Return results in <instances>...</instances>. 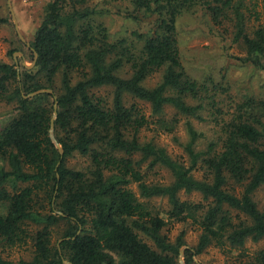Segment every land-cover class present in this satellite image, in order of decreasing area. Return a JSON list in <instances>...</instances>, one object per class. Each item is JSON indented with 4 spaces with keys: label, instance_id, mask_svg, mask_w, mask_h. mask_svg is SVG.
Instances as JSON below:
<instances>
[{
    "label": "trees",
    "instance_id": "obj_1",
    "mask_svg": "<svg viewBox=\"0 0 264 264\" xmlns=\"http://www.w3.org/2000/svg\"><path fill=\"white\" fill-rule=\"evenodd\" d=\"M89 1L44 6L28 45L32 68L0 61V102L14 112L0 130V264H179L185 233L174 241L163 233L176 223L199 232L183 264L210 247L238 249L264 239V213L253 197L264 186V97L235 103L224 119L221 86L185 72L176 24L195 7L214 22L232 11L246 51L242 62L258 71H264V25L245 34L234 0H133L135 14L126 15L150 26L113 40ZM155 75L159 81L148 87ZM43 89L51 93L29 96ZM55 103L62 155L48 133ZM204 114L218 130L199 149L204 135L190 120L205 122ZM180 116L187 121L186 162L141 140L152 122L173 133ZM74 158L86 164L69 166ZM157 167L170 172L169 184L147 181ZM181 192L201 200L183 201ZM155 198L167 200L165 215L148 204ZM28 244L30 260L2 255ZM247 264H264V254Z\"/></svg>",
    "mask_w": 264,
    "mask_h": 264
},
{
    "label": "rangeland",
    "instance_id": "obj_2",
    "mask_svg": "<svg viewBox=\"0 0 264 264\" xmlns=\"http://www.w3.org/2000/svg\"><path fill=\"white\" fill-rule=\"evenodd\" d=\"M50 0H0V19L5 20L0 24V61L7 64H15L19 67L32 68L28 45L33 41L37 27L39 26L43 8ZM133 0H90L91 8L102 12L97 18L107 27L109 35L113 40L128 39L132 32H146L149 28V20L137 18L132 19L126 14H135ZM236 10L241 17L244 33L252 35L254 30L264 25L262 13V0H234ZM151 22V21H149ZM219 22V23H218ZM177 33L179 53L185 72L194 80L221 86L218 92V100L223 101L222 108L225 112L224 119L232 112L230 106L243 101L246 97L260 99L264 97V71H258L251 65L242 62L246 57L245 48L238 38L239 26L236 24V16L229 11L224 17L214 22L212 15L201 7H195L182 13L177 19ZM159 81L155 75L148 83L153 87ZM56 83H59L57 79ZM224 90V91H223ZM128 103L132 100L127 99ZM149 116L148 106L143 107ZM230 109V110H229ZM13 105L0 102V130L13 116ZM172 115V110H168ZM150 117V116H149ZM206 118V114H204ZM156 118L152 119L155 121ZM186 119L179 117V122L173 133L159 130L150 123L149 127L142 131V141H152L155 145L165 148L167 153L174 159L186 162V156L182 145L188 141L186 132ZM192 126L204 135L199 141L198 148L204 149L207 139L215 136L217 127L206 118L205 122L190 120ZM86 164L84 158H74L69 161V166L79 167ZM196 178L199 173H194ZM149 183L169 184L171 182L170 172L157 167L147 175ZM132 190L138 195L135 186ZM183 201L199 202L201 196L193 194L179 195ZM254 201L260 212L264 213V186L254 192ZM151 209L165 215L169 209L167 200L155 198L148 201ZM0 211H3L0 209ZM64 223L60 225V229ZM180 232H184L185 247L194 248L197 243L199 232L190 224L176 223L169 225L163 230L171 241H174ZM57 230L52 233V243H58ZM149 246L154 245L147 238L140 236ZM264 254V239L258 242L248 240L242 248L218 249L208 248L201 255L193 258L194 264H247L257 254ZM8 260L17 262L19 260H30L32 251L30 244L13 248L2 253ZM180 259V257H179ZM183 261V258H181ZM179 262V260H178ZM65 264V263H64Z\"/></svg>",
    "mask_w": 264,
    "mask_h": 264
},
{
    "label": "water",
    "instance_id": "obj_3",
    "mask_svg": "<svg viewBox=\"0 0 264 264\" xmlns=\"http://www.w3.org/2000/svg\"><path fill=\"white\" fill-rule=\"evenodd\" d=\"M34 64V63H33ZM40 93H51V90H40L38 92H35V93H32L30 94L29 96H34L35 94H40ZM56 110H57V106H56V103L54 104L53 106V115L50 119V128H49V137L51 139V141L56 145L57 149L59 150V153L62 155V149H61V146L57 143L56 139H55V134H54V121L56 119ZM186 249V247H183L181 248L180 250V259H179V264H183V261H181V258H182V254H183V251ZM65 264H70L69 262L67 261H64Z\"/></svg>",
    "mask_w": 264,
    "mask_h": 264
}]
</instances>
